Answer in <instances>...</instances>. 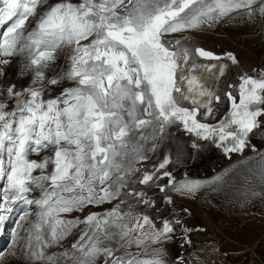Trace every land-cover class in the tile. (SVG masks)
Listing matches in <instances>:
<instances>
[{
	"label": "snow or ice",
	"instance_id": "6c2138e0",
	"mask_svg": "<svg viewBox=\"0 0 264 264\" xmlns=\"http://www.w3.org/2000/svg\"><path fill=\"white\" fill-rule=\"evenodd\" d=\"M2 5L0 27L6 30L0 33V76L5 75L8 58L27 53L21 75L31 71L33 77L31 85L21 91H15V85L0 91V180L6 181L0 186V228L18 202L39 209L36 223L26 227L23 217L16 222L8 256L19 252L32 264H59L56 254H46L47 248L83 223L86 228L71 246L73 251L60 254L70 257L72 264H95L100 255L105 256V264L109 260L111 264H166L162 246L172 240L180 219H164L157 228L148 215L134 216L131 206L123 212L120 204L103 214L90 212L83 220L64 219L61 214L114 200L131 183L155 185L169 204V188L194 193L199 183L176 182L168 170L171 158L167 155L151 170L145 168L136 175L140 169L135 165L149 159L148 153L156 151V140L167 137L172 125L212 140L226 154L248 147L249 134L260 127L257 118L264 116V72L260 78L240 77L239 98L226 93L228 117L215 125L202 122L198 119L201 109L205 117L212 116L214 109L212 99L201 104L198 97L213 94L207 90L185 94L180 82L187 81L188 93L193 92L195 82L183 75L191 50L164 36L210 26L241 9L247 10L250 19H264V0H81L78 4L60 0L50 6L47 0H2ZM38 6L46 8L42 15ZM30 17L39 18L35 28L26 31ZM65 44L73 45L70 67L47 83L57 85L67 79L75 81V86L45 100L44 69L55 60V50ZM195 53L207 60L221 59L203 48H196ZM224 55L237 62L232 53ZM197 67L193 64L187 70ZM207 67L211 71L217 66ZM224 70L220 65L221 76ZM177 94L189 106H183ZM23 95L29 98L18 99ZM13 99L17 103L9 111L8 102ZM214 99L220 102L219 95ZM192 146L198 147L195 141ZM49 148L51 156L40 161L29 158ZM49 164L53 166L50 174L46 172ZM37 169L40 174L33 175ZM164 180L167 183H161ZM32 186L41 188L39 199L28 198ZM127 196L137 197L139 204L148 207L156 205L135 188H129ZM191 231L184 229V244H191L187 237ZM104 242L109 246H103ZM133 245L136 253L130 251ZM149 245L158 246L153 257L140 258ZM5 259L0 251V264ZM175 264H185L184 256L178 255Z\"/></svg>",
	"mask_w": 264,
	"mask_h": 264
},
{
	"label": "rangeland",
	"instance_id": "374dc122",
	"mask_svg": "<svg viewBox=\"0 0 264 264\" xmlns=\"http://www.w3.org/2000/svg\"><path fill=\"white\" fill-rule=\"evenodd\" d=\"M60 0H47V4L53 5ZM72 3L78 4L81 0H71ZM2 0H0V7H2ZM46 8H41L38 6V11L42 15ZM243 14L245 18L243 20ZM39 17H36L38 19ZM36 19L29 18V22H26V31H31L36 26ZM262 19L259 17H254L249 19L247 10H236L230 16L223 17L220 20L209 25H202L198 28L206 31L204 36L201 38L188 37L186 32L170 33L164 36L166 41L175 44V41L179 40L183 47L191 46V41L209 43L212 42L217 45H221L223 48H228L235 52L236 59L241 60L246 66L249 60H264V29H261L257 33L247 37L251 33L249 32L245 36L243 31L247 27L249 30L251 27L258 24ZM264 20V19H263ZM250 22L248 25L247 22ZM233 23V25H232ZM234 30L240 32H233ZM6 30V26L0 27V33ZM200 31V30H199ZM201 34L200 32H196ZM245 38L242 41H238V38ZM247 37V38H246ZM91 37L89 38V40ZM88 41H82L81 43H87ZM248 44L251 47H247ZM257 53V55L255 54ZM24 56H14L10 57V63L4 67L5 75L0 76V91H5L9 86L15 85V91H21L22 89L29 87L32 83L33 73L31 71L25 72L21 75V68L23 65L27 64L28 61ZM55 60L49 62V65L45 72V91L43 98L50 99L60 95L64 88L74 87L75 81L61 79L57 85H48V79L53 77H61L65 72L68 71L70 67V57L73 55V45H62L55 50ZM238 55V56H237ZM224 57V56H223ZM207 59H200L196 56L195 51L191 52V58L186 67H190V62L192 64L197 62L200 66L207 64ZM223 62L229 64L227 73L223 75L218 83H222L224 88L232 80V71L234 70L238 73L237 64L230 66V61L228 58H222ZM198 66V65H197ZM236 67V68H233ZM248 67V66H247ZM185 69V70H186ZM186 71L183 72L185 74ZM217 83V84H218ZM219 95L222 96L223 100L226 97V93L221 91ZM22 100L28 99L27 95L21 96ZM3 99V97H0ZM178 99V98H177ZM17 99H13L8 102V109L11 110L15 107ZM181 101V100H179ZM183 106H189L187 101H182ZM223 101L215 103L213 109L214 114L209 117L203 115L204 109H201L200 118H206L207 123H213L217 116V111L219 109L225 110L223 107ZM177 131H181L178 134H173L172 145L168 146L169 151L173 152V158L168 170L174 172L172 176L175 181L179 180H195L199 183V188L195 191L198 192L199 189L210 186L213 187V192L216 193L217 200L222 204H231L227 211L223 213L220 209V205H215L211 212L201 209L190 210L187 206L177 203L173 199L172 189H167V194L171 195L172 203H166L164 200V193L158 191L155 185L142 186L139 183H131L128 188L121 191L118 198L106 201L100 205H87L83 211L75 210L72 213L61 214L64 219H76L79 218L83 220L90 212L105 213L115 208L120 204L121 211L128 212L129 206H131V211L133 215L145 214L148 215L156 224L157 228L162 226V220L168 219L174 221L175 219H180L182 221L181 225L175 226V233L173 238L168 243L164 244L162 247L165 252L166 264H175L176 257L182 255L185 258V264H264V230H258L261 226H264V150H245L244 154L233 153V157L229 158L222 148L211 150L209 152L204 151L202 155L195 156L196 161H198L197 166L204 165L202 161L203 155H214L210 158L211 161L205 164H212V166H207V169L212 168V172H207L205 167L202 166L204 172L199 173L198 169L191 171L187 169L185 165V160L192 157L189 147L183 138L185 134L180 128ZM264 131V125H263ZM262 134V132L260 133ZM166 143L165 138H158L156 140L157 148L155 152L148 153L149 159L147 161L138 162L135 167L140 169L136 175L139 177L145 168L151 170L153 164L159 163V155L162 151V142ZM168 144V143H166ZM150 146V145H149ZM52 149L42 150L39 154L31 153L30 159L40 161L44 156H51ZM220 161L221 166H220ZM182 164V165H181ZM223 166V168H222ZM52 165L49 164L46 172L48 174L52 171ZM216 170L218 172H216ZM40 170L34 171L33 175H39ZM6 181L0 180V186L4 185ZM161 183H167V180ZM48 182H44V186L47 187ZM129 188H135L137 191H143L146 193V199H151L156 201L155 207H148L137 202V197L127 196ZM41 188L32 186V191L28 194L29 199H39L41 196ZM201 200V199H199ZM121 201L125 203L121 204ZM217 206V207H216ZM187 209V211H184ZM250 210V213L247 211ZM39 212L38 207L33 205H27L24 202H18L12 206V211L7 213L6 220L3 222L2 228H0V251L4 252L7 259L4 260V264H32L31 261L25 260L23 256L17 252L16 256H8V250L10 249V237L11 232L14 227H16V222L23 217L21 221L26 227L30 224H34L37 221V214ZM242 214L246 215L245 224L246 226L252 225L257 222V227L255 235L261 233L259 236H254L251 234H246L244 236L238 235V228L234 227L233 224L242 225L240 218ZM239 218V219H238ZM238 219V221H237ZM86 225L83 223L78 224L74 227L71 232L62 240L59 244H54L47 248L46 254L53 255L56 254L59 258V264H72V259L64 258L60 256L65 250L72 252V245L79 240L81 233L85 230ZM190 228L193 231L187 233V237L191 240V244H184L183 236L184 229ZM183 244V247L181 246ZM103 246H109V242H104ZM114 246V242L112 244ZM158 247L157 245H149L140 254L142 259H150L153 257V249ZM131 252L136 253L138 249L135 245L130 249ZM79 253L76 252V255ZM119 254V253H118ZM46 264V262H45ZM95 264H105V256L100 255L96 258ZM108 264H111L110 260Z\"/></svg>",
	"mask_w": 264,
	"mask_h": 264
},
{
	"label": "flooded vegetation",
	"instance_id": "af4514ba",
	"mask_svg": "<svg viewBox=\"0 0 264 264\" xmlns=\"http://www.w3.org/2000/svg\"><path fill=\"white\" fill-rule=\"evenodd\" d=\"M205 25H207V24H205ZM181 32H186L185 34L188 37L201 38L204 36V33L206 31L202 30L201 28H193V29H186V30L180 31V33ZM196 32H200L201 34H197ZM196 48H203L207 51L213 52L215 55L220 56L221 59L227 58L224 55L225 53H232L234 56L236 54L232 50H229L228 48H223L221 45H217V44H214L212 42H209V43L200 42L199 43L197 41H191V46L189 47L191 52L195 51ZM196 56L199 57L197 54H196ZM199 58L202 59L201 57H199ZM235 58H237V57L235 56ZM221 59H219L218 61H222ZM212 61H215V60H206V62H212ZM229 61L231 62L230 66H233V64L235 66L237 64L238 73H236L234 70L232 71V74H231L232 80L228 83L226 88H224V86L221 82L217 84V86H216L217 87V95H219V93L221 91H224L225 93L230 91V92H232L233 95H235L237 98H239V87H238V85L240 83V77L242 75H249V76H253L256 78H260V73L264 72V60L263 61H261V60L258 61L255 59L249 60V62H246L247 63L246 66L242 63L241 60L238 61V59H236V61H237L236 63H233L230 59H229ZM193 64L198 65L196 70L201 69L205 65V64H203L202 66H200L197 62H194ZM193 64H192V62H190V67ZM233 68H236V67H233ZM228 74H229V72H227V75ZM229 85H233L234 87L229 88L228 87ZM219 96H220V101L221 102L223 101V105L221 108L225 107L226 109L225 110L219 109L217 111V116H216L215 121L213 123H209V124L215 125L217 122L224 120L226 117L229 116L230 101L228 100L227 95H226V97H224L225 100H223L221 95H219ZM261 107H264V105H262ZM198 119H200L202 122L207 123V121L205 120L206 118L198 117ZM257 119L260 123V127L254 129L253 132L249 134L248 147H246L242 152H235V153H240V154L243 153L244 154L245 150H249V149L250 150L251 149L252 150H254V149H256V150L263 149L264 150V131H263L264 116L258 117ZM180 128L182 129V131H184L182 126L179 124L172 125L171 127L168 128V130H167L168 136L166 137V143H168V144H166L164 141L162 142V151L160 152V155H159V162L163 159L164 155L169 156L172 160L173 152L168 150V149H170V147H168V146L172 145L171 136L173 134H178L179 132H181V131H177L178 129L180 130ZM261 132H262V134H260ZM183 138L186 141L187 145H191L189 147V150H190V153L192 154V157L185 160V165H183V166H186L187 169H189L193 172L197 168L199 173L204 172L202 170V166H204L205 170L207 172H212L213 171L212 168L211 169L206 168L207 166H212V164H205V163L211 161L212 159H210V158L214 157V155H211V154L203 155L202 161H203L204 165L202 164L200 166H197L198 161H196L195 156L202 155L204 153V151L209 152L211 150L218 149V148H216V146H217L216 143H214L212 140L199 139L194 134L187 133V132H185V134L183 135ZM194 141L198 145V147H196V148H194L192 146ZM227 156L229 158H231V157H233V153H228ZM217 162H220V161H217ZM220 166H221V162H220ZM216 172H218V171L216 170ZM171 173L173 174L174 172H171Z\"/></svg>",
	"mask_w": 264,
	"mask_h": 264
},
{
	"label": "bare ground",
	"instance_id": "6f19581e",
	"mask_svg": "<svg viewBox=\"0 0 264 264\" xmlns=\"http://www.w3.org/2000/svg\"><path fill=\"white\" fill-rule=\"evenodd\" d=\"M244 15L245 14L242 15L243 16L242 17L243 20L244 19H248V18H245ZM247 24L249 25L250 22L248 21ZM232 25H233V23H232ZM261 29H264V20L263 19L258 24H256L255 26L251 27L250 30L247 27L243 31L245 32V36H247V34L250 32L251 34L247 36V37H249V36L257 33L258 31H260ZM235 31L236 32H240V31H237V30H235ZM242 39H245V38H240L239 37L238 41H242ZM245 45L247 47H251L248 44H245ZM255 54L257 55V53H255ZM209 65H216L217 67L212 68L211 71H209L208 67H207ZM220 65H224L225 66V70H224V73H223V75H225L227 73L229 64L227 62L218 61V60H215V61H212V62H209V63L205 64L199 70H195V71H192V72H189L188 70H186V73L183 74V75L185 77H188V78H194L195 82L191 85V87L193 89L192 93H188L189 85L187 84L186 80L180 82V86L183 89V91L185 92V94H188V95L191 96V95H197L199 91H205V90L210 91L213 94L212 97L205 95L203 97H198V98L200 99L201 104H204L209 99H212V105L211 106L214 107V105L216 103V101L214 99V96L217 95V87L216 86H217L218 80H220V78L223 76V75L221 76L219 74V71H218ZM177 98H178V100H181V102L183 101L182 97L179 96V94H177ZM18 99L22 100L23 97H19ZM16 103H17V101H16ZM247 213H250V210H248ZM243 218H246V215L242 214V216L240 218V222L242 224H245L246 220L243 219ZM238 219H237V221H238ZM257 224L258 223L255 222L252 225H248V226H246L244 228L238 229L239 230L238 231V235L244 236L246 234H251V235H254V236H259L262 232L255 235ZM258 230L263 231L264 230V226H261Z\"/></svg>",
	"mask_w": 264,
	"mask_h": 264
},
{
	"label": "crops",
	"instance_id": "0c3cea01",
	"mask_svg": "<svg viewBox=\"0 0 264 264\" xmlns=\"http://www.w3.org/2000/svg\"><path fill=\"white\" fill-rule=\"evenodd\" d=\"M231 28L233 29V32L235 31L234 28L231 25ZM223 168V166H222ZM181 181H192V182H197L195 180H179L178 182ZM213 187L207 186L202 189H199L197 193H192V194H185L180 191H174L172 190L173 194V199L178 203H181L185 206H187L190 210H197V208H201L202 210L206 208L208 212H211V210L214 209L215 205H220V209L223 210V213L228 210L231 204H226L222 205L216 198V193L213 192L214 189ZM201 199V200H199ZM217 207V206H216ZM234 227H238V229L246 227V224L242 225H236L233 224Z\"/></svg>",
	"mask_w": 264,
	"mask_h": 264
},
{
	"label": "trees",
	"instance_id": "16d2710c",
	"mask_svg": "<svg viewBox=\"0 0 264 264\" xmlns=\"http://www.w3.org/2000/svg\"><path fill=\"white\" fill-rule=\"evenodd\" d=\"M166 203H168L167 201H165Z\"/></svg>",
	"mask_w": 264,
	"mask_h": 264
},
{
	"label": "built area",
	"instance_id": "2783aa9c",
	"mask_svg": "<svg viewBox=\"0 0 264 264\" xmlns=\"http://www.w3.org/2000/svg\"><path fill=\"white\" fill-rule=\"evenodd\" d=\"M26 100V99H25Z\"/></svg>",
	"mask_w": 264,
	"mask_h": 264
},
{
	"label": "water",
	"instance_id": "95a60500",
	"mask_svg": "<svg viewBox=\"0 0 264 264\" xmlns=\"http://www.w3.org/2000/svg\"><path fill=\"white\" fill-rule=\"evenodd\" d=\"M220 57V56H219Z\"/></svg>",
	"mask_w": 264,
	"mask_h": 264
}]
</instances>
